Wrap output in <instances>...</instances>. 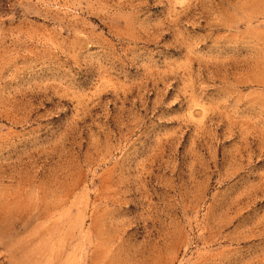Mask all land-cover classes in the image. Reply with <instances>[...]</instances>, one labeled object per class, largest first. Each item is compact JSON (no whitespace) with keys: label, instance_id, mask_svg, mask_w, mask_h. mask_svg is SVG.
I'll return each instance as SVG.
<instances>
[{"label":"rangeland","instance_id":"obj_1","mask_svg":"<svg viewBox=\"0 0 264 264\" xmlns=\"http://www.w3.org/2000/svg\"><path fill=\"white\" fill-rule=\"evenodd\" d=\"M0 264H264V0H0Z\"/></svg>","mask_w":264,"mask_h":264}]
</instances>
